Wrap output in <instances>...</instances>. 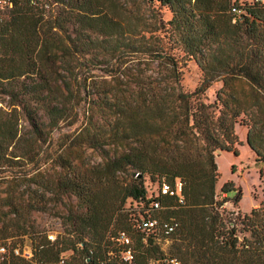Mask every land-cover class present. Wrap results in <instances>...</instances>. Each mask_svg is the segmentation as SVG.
I'll use <instances>...</instances> for the list:
<instances>
[{
	"label": "trees",
	"instance_id": "obj_1",
	"mask_svg": "<svg viewBox=\"0 0 264 264\" xmlns=\"http://www.w3.org/2000/svg\"><path fill=\"white\" fill-rule=\"evenodd\" d=\"M156 1L171 13L166 24L173 44L202 73L191 93L177 84L178 60L154 42L163 24L145 20L119 0H12L0 22V96L8 109L0 108V176L19 174L26 161H36V170L51 161L57 175L24 176L27 187L76 203L67 208L62 235L50 240L32 234L30 258L4 242L0 264H58L68 251L81 254L84 264H264V169L260 207L227 219L221 209L228 198L217 199L214 157L217 150L237 155L240 123L256 160L264 162V2ZM130 61L161 64L172 82L125 88L121 77ZM135 75L133 84L140 85L142 77ZM215 82L222 87L206 104L202 95ZM87 98H93L97 115L87 116L44 159L46 139ZM18 109L30 127L27 143L19 134ZM88 150L100 162H85ZM146 176L171 187L178 179L183 203L149 192ZM220 192L239 197L232 182ZM143 201L145 209L137 205ZM154 202L159 208L151 210ZM39 205L32 202L29 210L44 209ZM6 206L15 215L16 207ZM147 210L159 222L152 232L140 228ZM166 223L175 225L170 234L163 230ZM121 234L128 245L120 242ZM160 237L171 241L167 252L157 243ZM127 250L129 262L123 260Z\"/></svg>",
	"mask_w": 264,
	"mask_h": 264
},
{
	"label": "rangeland",
	"instance_id": "obj_2",
	"mask_svg": "<svg viewBox=\"0 0 264 264\" xmlns=\"http://www.w3.org/2000/svg\"><path fill=\"white\" fill-rule=\"evenodd\" d=\"M137 1V3H141L140 8L135 7V0H119L125 8H134L135 13L140 12L144 14L145 20L163 24V28L155 33L156 39L154 42H157L158 46L168 55L174 56L178 60L181 75L177 84L181 91L185 93L193 92L202 83V73L194 61L184 60L181 50L173 44L166 24L171 19L170 11L166 7L161 6L156 0H153L150 5L147 3L148 0ZM253 1L256 0H240L241 3H251ZM126 66L128 67V71L124 77H121L125 88L139 90L148 85L165 88L168 81L172 82V78H168L161 64L130 61L125 64ZM135 74H140L142 77L140 85L133 84L136 79ZM100 75H102L101 71L95 72V76L100 77ZM95 79L99 81V78ZM129 83L130 85H128ZM221 87V82L212 83L210 88L202 95V101L206 104H212L217 91ZM89 91L86 89V94ZM6 102V98L0 96V108L8 111ZM94 104L93 98L85 99L79 106H75L72 115L68 119L61 122L56 130H53L50 138L46 139V143L42 147L47 152L44 159L53 154L58 145L64 142L67 143L72 138L73 132L84 125L87 116H94L98 113ZM18 112L19 134L22 135V138L24 136L23 141L27 143L28 139L32 141L30 138V127L20 109H18ZM39 117L41 121H47L43 111L39 112ZM235 134L238 140L235 145L237 155L219 150L214 153L215 162L220 174L216 186V194L218 200L228 198L221 209L224 211V216L227 219H234L237 215H248L251 210L259 208L262 202V183L259 173L264 169V162H258L255 154L248 147L246 143L247 128L245 126L237 123L235 125ZM84 161L98 163L100 162V157L96 152L88 150L84 155ZM36 164V161H26L19 169V174L4 173L0 176V244L5 242L8 248L15 246L24 255L27 253L32 255V234H46L54 238L62 235L65 228L63 219L67 214V208L74 206L76 203L74 197H65L62 201H57L51 194H45L33 185L27 187L24 176L26 178L30 177L38 171L56 176L59 172V169L53 166L51 161L43 164L39 170H36ZM226 182L233 183L239 195L238 198H235L233 194H221L220 188ZM144 185L149 192H156L157 190V183L152 182L148 176L144 178ZM9 192L13 193L12 196L7 200L4 199L8 196ZM36 201L44 209L30 211L29 204ZM7 204L16 207L17 211L15 215H11L9 212L10 206H6ZM126 205H129V203ZM242 235L240 234L241 239ZM157 243L163 252H167L171 241L160 237L157 239ZM63 256L69 264H84V258L81 254H74L72 251H68ZM162 263L163 261L158 260L151 261L149 264Z\"/></svg>",
	"mask_w": 264,
	"mask_h": 264
},
{
	"label": "built area",
	"instance_id": "obj_3",
	"mask_svg": "<svg viewBox=\"0 0 264 264\" xmlns=\"http://www.w3.org/2000/svg\"><path fill=\"white\" fill-rule=\"evenodd\" d=\"M31 4H34V0H28ZM262 1L263 0H259ZM12 0H0V22L2 21V19L5 17V15L10 11V9L12 8ZM234 11V9H233ZM237 13H240V11H236ZM181 190H182V184L179 182V180L177 179L175 182L174 187H171L170 184L166 183V182H161L157 184V190L155 192V195L158 196V194H162V195H168V196H174L176 197L177 201L182 204L183 203V196L181 195ZM137 205H139L140 208L145 209V207L147 206L146 202H140ZM148 207L152 210V209H158L159 208V204L157 202L154 203H150L148 204ZM148 212H150V210H147L145 213H147V216L142 217V219L140 220V228L142 229V231L145 232H152L154 231L157 227H159V222L157 219L152 218ZM163 230L165 232V234H170L171 232H173L175 225L174 224H164L163 226ZM48 238L50 240H54V237L51 235H48ZM120 242L122 244L128 245L129 239L124 235L121 234L120 236ZM6 253V246L4 245H0V255H4ZM14 253L16 255L19 254V250L18 249H14ZM23 257L25 258H30L31 254L27 253V254H21ZM132 259V255L130 250H127L125 253H123V260L129 262ZM58 264H68V262L64 259L61 258ZM177 264V263H175Z\"/></svg>",
	"mask_w": 264,
	"mask_h": 264
},
{
	"label": "water",
	"instance_id": "obj_4",
	"mask_svg": "<svg viewBox=\"0 0 264 264\" xmlns=\"http://www.w3.org/2000/svg\"><path fill=\"white\" fill-rule=\"evenodd\" d=\"M151 1V0H150Z\"/></svg>",
	"mask_w": 264,
	"mask_h": 264
}]
</instances>
